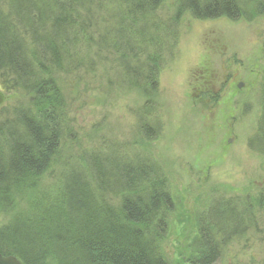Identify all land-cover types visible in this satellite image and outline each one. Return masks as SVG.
Listing matches in <instances>:
<instances>
[{
  "label": "rangeland",
  "instance_id": "374dc122",
  "mask_svg": "<svg viewBox=\"0 0 264 264\" xmlns=\"http://www.w3.org/2000/svg\"><path fill=\"white\" fill-rule=\"evenodd\" d=\"M118 3L107 1L98 14L103 42L83 39L81 67L55 75L70 127L39 189L53 191L68 166L89 160L88 154L115 151L126 159H148L165 173L173 195L162 244L170 264L187 263L195 252L205 209L221 199L244 206L249 198L258 225L228 241L216 264H264V214L256 203L264 194V152L258 139L253 142L264 104V14L256 15L247 3L246 18L200 19L184 0H163L150 13L153 38H133V54L124 50L128 61L139 54L155 63V84L141 81L138 87L123 71L119 39L104 29L110 21L123 30L119 37L129 36L128 24L142 29L150 20H136ZM129 38L124 46L131 45ZM0 89V122L14 105L33 104V94ZM144 124L157 128L153 138L143 135ZM9 218L0 210V225Z\"/></svg>",
  "mask_w": 264,
  "mask_h": 264
},
{
  "label": "trees",
  "instance_id": "16d2710c",
  "mask_svg": "<svg viewBox=\"0 0 264 264\" xmlns=\"http://www.w3.org/2000/svg\"><path fill=\"white\" fill-rule=\"evenodd\" d=\"M107 1L119 2L136 20L148 22L163 0H4L5 15L0 7V85L34 95L32 106L14 105L0 122V210L10 213L0 225V253L16 255L23 264H170L162 244L174 200L156 163L126 159L115 151L88 154L89 160L68 166L53 191L38 186L58 161L70 127L55 75L81 67L87 37L103 42L98 14ZM184 2L200 19L246 18L247 3L256 15L264 14V0ZM148 23L142 29L137 22L128 24L129 36L122 38L123 30L114 23L104 29L119 39L123 71L138 87L141 81L155 84V63L139 54L128 61L124 50L133 54L138 47L133 38H153L155 29ZM130 36L131 45L124 46L123 38ZM145 124L143 135L151 139L157 128ZM257 139L264 152V104L253 142ZM256 203L264 214L263 193ZM251 205V198L244 206L221 199L205 209L196 250L181 264H216L228 241L248 236V226L258 225Z\"/></svg>",
  "mask_w": 264,
  "mask_h": 264
},
{
  "label": "water",
  "instance_id": "95a60500",
  "mask_svg": "<svg viewBox=\"0 0 264 264\" xmlns=\"http://www.w3.org/2000/svg\"><path fill=\"white\" fill-rule=\"evenodd\" d=\"M241 85L242 83L240 82L239 86ZM0 264H23V262L16 255L13 254L5 255L0 253Z\"/></svg>",
  "mask_w": 264,
  "mask_h": 264
}]
</instances>
